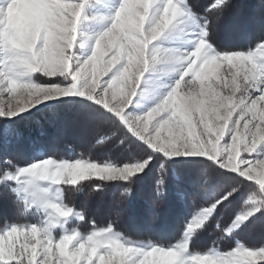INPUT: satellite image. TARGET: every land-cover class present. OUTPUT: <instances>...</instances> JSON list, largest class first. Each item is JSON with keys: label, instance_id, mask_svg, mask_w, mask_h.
Instances as JSON below:
<instances>
[{"label": "clouds", "instance_id": "obj_1", "mask_svg": "<svg viewBox=\"0 0 264 264\" xmlns=\"http://www.w3.org/2000/svg\"><path fill=\"white\" fill-rule=\"evenodd\" d=\"M197 2H190L189 9ZM222 2L229 7L232 0ZM21 7L0 0V11L7 9L10 19ZM134 9L124 18L123 32L115 34L119 40L108 37L101 44L97 39L101 31L86 35L82 24L77 30L69 6L58 0H39V9L25 24L0 32L4 69L0 71V115L27 110L65 93L94 92L97 89L92 85L117 69L127 52L134 60L116 70L105 92L119 105L129 92L135 95L140 77L150 73L152 89L140 92L150 105L143 113L149 115L169 89L176 92L181 112L170 106L158 114L165 140H175L186 149L200 145L215 150L231 133L227 147L233 155L247 145L249 137L253 147L264 142V106L252 111L248 103L254 90L264 86V42L254 52H218L206 31L210 18L197 19L194 10L185 13L173 0H168L163 14L153 6V0H135ZM194 45L196 51H192ZM197 52L200 55L192 64L203 60L204 72L186 79L189 71L185 65ZM50 79L61 83H45ZM137 127L141 128L142 122L137 121ZM3 159L7 162L6 179H0V186L14 198L20 217L4 220L3 226L11 225L13 239L23 240L22 247L31 249L33 256L37 252L43 255V264H81L86 258L87 264L93 260L96 264H218L213 253L192 251L187 233L167 249L152 239L139 241L152 249L142 253L128 247L133 240L116 230L121 221L117 212L105 224L90 217V202L105 187V183L96 182L109 181V175L118 171L108 163L95 162L91 153L73 159L52 155L25 166L12 158ZM256 179L264 183V170ZM123 191L130 196L133 186ZM82 195L85 202L78 207ZM85 225H90L87 231ZM224 240L220 237L214 243ZM3 245L0 238V248Z\"/></svg>", "mask_w": 264, "mask_h": 264}, {"label": "trees", "instance_id": "obj_2", "mask_svg": "<svg viewBox=\"0 0 264 264\" xmlns=\"http://www.w3.org/2000/svg\"><path fill=\"white\" fill-rule=\"evenodd\" d=\"M212 2L213 0H198L197 10L203 13L204 7ZM261 38H264V0H232L215 34L216 48L248 51ZM122 140L126 143H121ZM80 153H91L96 162L109 161L121 165L143 161L150 152L121 129L111 115L103 114L99 108L84 101H61L28 116L0 124V158H12L21 166L52 155L73 159ZM205 173L209 177L206 191L198 192ZM161 177L165 179L164 204L160 209V221L153 226L150 200ZM134 180L130 203L118 225L119 230L133 241L152 239L163 246L181 238L185 222L192 218L201 205L211 200L219 189L243 181L241 188L244 196H238L234 202V213L249 209L251 205L247 202V197L259 191L255 185L222 170L208 160L168 161L153 154L149 166ZM96 183H105V187L91 200L90 217L105 224L109 217L120 210L121 194L127 185L124 182ZM3 191L7 189L0 186V192ZM196 194L197 199L193 203L190 197ZM13 200L10 195L0 197V226L6 219L13 221L20 218L19 209ZM84 202L85 197L82 195L77 200V206L83 207ZM89 227L90 225H85L84 230L87 231ZM218 232L216 223L208 221L191 250L204 252L211 249ZM237 239L253 250L264 245V210L246 221L235 233V238L221 241L220 249L234 247Z\"/></svg>", "mask_w": 264, "mask_h": 264}, {"label": "snow or ice", "instance_id": "obj_3", "mask_svg": "<svg viewBox=\"0 0 264 264\" xmlns=\"http://www.w3.org/2000/svg\"><path fill=\"white\" fill-rule=\"evenodd\" d=\"M9 3L21 4L23 7H21L19 12L11 19L7 9L0 11V32L6 31V29L10 26H22L31 17L33 12L39 9V0H9ZM58 3L69 6L72 16L76 19V27L78 31L80 25L86 20L88 22L104 24L105 27L97 35V39L101 42V44H103V41L108 37H112L114 42L119 40V36L115 34L123 32L124 18L135 10V0H119L116 9L110 13L105 11L107 7L106 0H58ZM173 3L178 5L185 13L190 14L191 11L194 10L198 14L197 19H211V26L210 28H207L206 31H210V42L215 45V34L219 30L229 7H225L222 0H213L210 5L204 7L203 13H201L197 10V6H195L194 9H189L188 4L190 3V0H173ZM153 6L159 8L160 13L163 14L165 8L168 7V0H153ZM201 38L207 39V37L204 36H201ZM262 42H264V38H261L256 43L254 48L249 49L245 53L254 52ZM198 43L199 41L197 40L196 44ZM192 51H196L195 45L193 46ZM216 51L227 53L240 52L238 50H223L217 48ZM113 54H115V50ZM199 55L200 53L197 52V55L193 56L185 65V68L189 71V75L186 79H192L194 76L198 78L199 75L204 72V68L202 67L203 60H199L194 65L192 64V61L197 60ZM123 56L124 58L121 59V63L117 65V69H120L125 64H128L130 59L134 60V57H129L127 52H124ZM189 65H192V67L189 68ZM117 69H114L113 72H109L107 75L103 76V78L107 77V79L97 80L96 84L92 85L93 88L97 89L94 92L81 90L78 95L65 93L61 96H53L41 101L27 110L22 108L19 112L12 111L9 114L0 115V117H7L9 119L15 118L28 112L31 108L45 103L46 101H54L61 97H86L89 101H94L96 105H101L108 113L114 114V116L119 119L127 130L132 133V135L146 144L153 150V152L162 153L168 158L207 157L208 160L216 162L219 168L230 170L232 173H237L240 177L249 182L254 181V184L258 186L259 191L249 195L247 197V202L264 206V183H258L256 179L257 174L264 170V157L250 158L253 157L258 150L264 151V142H261L257 146L253 147L252 138L249 137L247 145L241 146L240 152L233 155L229 152L227 147L229 141L231 140V133L220 143L218 149L215 150L213 148L205 149L200 145H192L191 148L186 149L175 140H165V130L158 125V121L161 118L158 114L164 112L170 106H175L177 113L181 112L182 104L177 98V93L172 92V90L169 89V93H166V98H163L159 102L158 106H153L154 111L151 115L148 113L133 115L129 110L132 108L136 98L140 94V90L147 73H144L143 76L140 77L138 81L139 86L135 89V95H132V93L129 92L127 97L124 98L119 105H114L109 94L105 92V88H107L108 83L112 80V77ZM3 70V62L0 61V71ZM45 83L58 84L61 83V81L58 79H50L45 81ZM8 95H10V93ZM262 95H264V86H262L258 91L254 90L252 99L248 102L252 105V111H256L261 106H264V99H261ZM254 101L255 103H253ZM237 115H239V113H237ZM137 121L142 122L141 128L137 127ZM257 123H259V120H257ZM230 155L233 156L232 160H229ZM151 160L152 153H148L147 157L143 158V162L138 163H124L122 166H117L109 161L97 163H108L117 169L118 171L109 175L108 180L123 181L127 185V187L124 188L126 190L128 187L134 185V178L149 166ZM91 162L92 161H89V163ZM192 163H202V161H192ZM6 167L7 162L4 161L3 158H0V179H6L4 175V169ZM208 182L209 177L207 173H205L198 192L206 191L205 186ZM242 184L243 181H239L231 187L219 189L211 200L206 201L205 204L201 205V207L194 212L192 218L185 222L181 238H183L185 233H187L190 240V247H192V244L199 239V234L208 225V221H213L216 223L217 228H219V232L216 233V240L220 237H223L226 240L228 238H235L237 230L244 226L246 221L254 217L256 212L260 211L259 207H257L255 211H248L246 213H234L232 211L233 204L237 197L244 196V192L241 188ZM4 188L6 189V187ZM7 195V191L0 192V197ZM197 195L198 194L190 197L193 203H195ZM131 196L132 193L129 196L127 191H123L121 194L120 210L117 211V216L121 219L127 211ZM164 196L165 179L161 177L157 181L156 191L150 200V207L152 209L151 224L153 226L157 225L160 221V209L164 204ZM220 221H223V223H220ZM116 230H119L118 225H116ZM13 236L14 232L11 225L7 227L3 225L0 226V238L4 241L3 247L0 248V253H3V258L0 259V264H43V255L37 252L36 255L33 256L31 249H25L22 247L23 240L16 242L13 239ZM239 241L240 240L237 239L234 247L224 250L220 249L219 243H214L211 249L204 252L213 253L218 258V264H264V245H262L259 249L253 250L245 243L243 245L239 244ZM173 244L174 243L163 246L157 243L158 246L165 249L171 247ZM127 246L133 248L134 250L139 249L142 253L150 252L152 250L151 247H143L139 241H132ZM97 259H99L98 256ZM53 264H55V261H53ZM81 264H87V258L82 261ZM92 264H96V260H93Z\"/></svg>", "mask_w": 264, "mask_h": 264}, {"label": "rangeland", "instance_id": "obj_4", "mask_svg": "<svg viewBox=\"0 0 264 264\" xmlns=\"http://www.w3.org/2000/svg\"><path fill=\"white\" fill-rule=\"evenodd\" d=\"M106 3H107V7H106L105 11L110 13V12H112V11H114L116 9V6L118 4V0H106ZM104 27H105V25L102 24V23L88 22L87 20L84 23H82V31L86 35L93 34L95 32H99ZM244 52H247V51H244ZM103 79H107V77H104ZM151 79H152L151 74L150 73L146 74V77H145V80H144V82L142 84L140 92L143 91V90H151L152 89L153 85H152V83H150ZM65 100L84 101V102H87L88 104L94 105L97 108H99L103 112V114L109 115V116L111 115V117L114 118L119 123L121 129L125 130L134 140H137L140 143H142L149 150V152L152 153L153 155H159V156H161V158H164L165 160H168V161H176V160H182V159H204V160H208L207 157H176V158H168V157H165L162 153L153 152V150L150 149L146 144H144L142 141H140L138 138H136L134 135H132V133L127 130V128L119 121V119L114 116V114L108 113L107 110L103 109V107L101 105H96L94 101H89L86 97H78V96L77 97H61V98H59L57 100H54V101H46L45 103L40 104V105H38V106H36L34 108H31L28 112L23 113L20 116H17L15 118L9 119L7 117H0V124H1V122H11V121H14V120H16L18 118L28 116V115L33 114V113H35V112H37V111H39V110H41V109H43V108H45V107H47L49 105H52L54 103H58V102H61V101H65ZM148 106H150V105H148L147 101L144 100L143 96H141V94H139L138 97L136 98L135 102H134V105L132 106V108L129 111L133 115H139V114H142L143 111H145L146 107H148ZM83 117L86 118L85 115H83ZM121 143H126V141L122 140ZM259 157H264V151H259L258 150V152L253 157H250V158H259ZM208 161L213 162V163L216 164V162H214V161H211V160H208ZM140 162H143V161H140ZM132 163H138V162H132ZM115 165L122 166L123 164H121V165L115 164ZM222 170L232 173L230 170H227V169H222ZM233 174L239 176L237 173H233ZM240 178H242V177H240ZM242 179H244V178H242ZM245 181L250 183V184H252V185H255L254 181H251V182H249L247 180H245ZM104 182L118 183V182H123V181L115 180V181H104ZM256 187L258 188V186H256ZM248 203L251 206H250L249 209L245 210L244 212L255 211L257 207L260 208V211L264 210V206H262L260 204H253V203H250V202H248ZM257 213L258 212H256V214Z\"/></svg>", "mask_w": 264, "mask_h": 264}]
</instances>
